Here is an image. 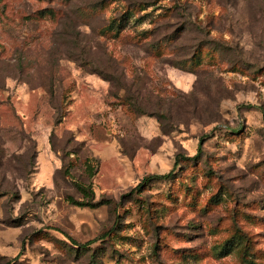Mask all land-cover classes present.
<instances>
[{
    "label": "rangeland",
    "instance_id": "1",
    "mask_svg": "<svg viewBox=\"0 0 264 264\" xmlns=\"http://www.w3.org/2000/svg\"><path fill=\"white\" fill-rule=\"evenodd\" d=\"M92 261L264 264V0H0V264Z\"/></svg>",
    "mask_w": 264,
    "mask_h": 264
},
{
    "label": "trees",
    "instance_id": "2",
    "mask_svg": "<svg viewBox=\"0 0 264 264\" xmlns=\"http://www.w3.org/2000/svg\"><path fill=\"white\" fill-rule=\"evenodd\" d=\"M199 152H200V148H199ZM86 164V170L87 172H89V176L92 177L93 176V167L89 164V161ZM95 168V167H94ZM171 172L167 173V174H163V175H152V176H148L143 180V183H147L150 181H157V180H168L171 177ZM77 189L79 190V192H81L83 194L84 197H87L88 195H92V192L90 190V186H84V185H78ZM78 206H84V204L82 203H77ZM89 245V244H87ZM91 264H96L94 261L91 262Z\"/></svg>",
    "mask_w": 264,
    "mask_h": 264
}]
</instances>
